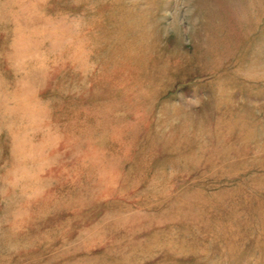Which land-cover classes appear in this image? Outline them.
Returning <instances> with one entry per match:
<instances>
[{
	"label": "rangeland",
	"instance_id": "obj_1",
	"mask_svg": "<svg viewBox=\"0 0 264 264\" xmlns=\"http://www.w3.org/2000/svg\"><path fill=\"white\" fill-rule=\"evenodd\" d=\"M0 264H264V0H0Z\"/></svg>",
	"mask_w": 264,
	"mask_h": 264
}]
</instances>
